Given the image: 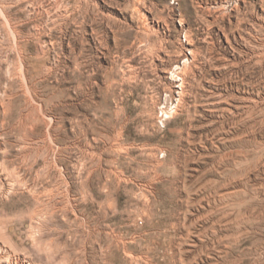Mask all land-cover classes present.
<instances>
[{"label":"rangeland","instance_id":"1","mask_svg":"<svg viewBox=\"0 0 264 264\" xmlns=\"http://www.w3.org/2000/svg\"><path fill=\"white\" fill-rule=\"evenodd\" d=\"M0 264H264V0H0Z\"/></svg>","mask_w":264,"mask_h":264}]
</instances>
